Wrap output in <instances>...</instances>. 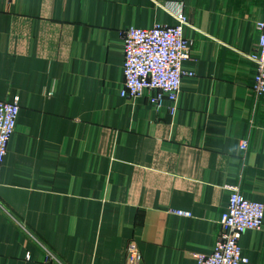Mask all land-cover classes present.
Instances as JSON below:
<instances>
[{"label":"crops","instance_id":"0c3cea01","mask_svg":"<svg viewBox=\"0 0 264 264\" xmlns=\"http://www.w3.org/2000/svg\"><path fill=\"white\" fill-rule=\"evenodd\" d=\"M177 12L190 57L171 114L148 91L120 96L122 31ZM263 19L264 0H0V99L19 103L0 167V264H126L131 240L138 264H196L220 234L227 185L264 204V93L249 58ZM239 244L241 264H264V217Z\"/></svg>","mask_w":264,"mask_h":264},{"label":"built area","instance_id":"2783aa9c","mask_svg":"<svg viewBox=\"0 0 264 264\" xmlns=\"http://www.w3.org/2000/svg\"><path fill=\"white\" fill-rule=\"evenodd\" d=\"M173 25L155 24L150 28L127 27L122 31L124 82L120 96L133 98L150 92L147 101L159 110L168 101L169 112L176 109L181 78L185 72L182 62L190 57L184 28L188 24L182 12L175 15ZM257 49L249 55L255 64L252 90L264 93V19L255 22ZM191 75L192 73H187ZM19 103L17 96L10 100L0 99V167L6 155L8 141L14 132ZM246 141L240 144L241 149ZM228 202L220 215V234L211 253L194 254L196 264H241L248 258L243 255L239 238L243 232L261 228L264 217V204L245 198L237 185L226 186ZM180 216H190L189 211L171 210ZM140 252L134 240L127 247L126 264H138ZM44 261L58 262L49 250H45Z\"/></svg>","mask_w":264,"mask_h":264}]
</instances>
